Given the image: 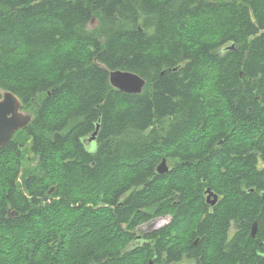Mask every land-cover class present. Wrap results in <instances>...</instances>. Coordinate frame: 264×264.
<instances>
[{"label": "trees", "instance_id": "trees-1", "mask_svg": "<svg viewBox=\"0 0 264 264\" xmlns=\"http://www.w3.org/2000/svg\"><path fill=\"white\" fill-rule=\"evenodd\" d=\"M116 69L141 76L142 92L113 88ZM237 75L242 93L255 81L264 126V0H0V90L32 116L0 147L2 187L22 181L17 224L0 223L9 264H139L122 252L120 224L136 212L115 205L107 224V198L122 196L125 176L133 195L151 182L155 140L187 139L203 123L206 77ZM96 124L90 151L82 140Z\"/></svg>", "mask_w": 264, "mask_h": 264}, {"label": "flooded vegetation", "instance_id": "flooded-vegetation-1", "mask_svg": "<svg viewBox=\"0 0 264 264\" xmlns=\"http://www.w3.org/2000/svg\"><path fill=\"white\" fill-rule=\"evenodd\" d=\"M234 50L220 47L219 53ZM241 80V75L206 77L199 94L203 123L187 139L154 141L157 162L150 187L144 183L133 195L125 176L122 196L107 198V224L115 205L136 212L130 218L125 210L120 224L128 237L122 252H131L139 264H264V126H258L256 83L251 79L249 92L242 93ZM86 147L94 151L96 140ZM162 161L163 170H156ZM6 176L11 174H0ZM21 182V174L14 189L0 182L2 225L17 224L14 201ZM143 210L153 217L137 221ZM12 238L0 236V264L15 263L16 252L7 250Z\"/></svg>", "mask_w": 264, "mask_h": 264}, {"label": "water", "instance_id": "water-1", "mask_svg": "<svg viewBox=\"0 0 264 264\" xmlns=\"http://www.w3.org/2000/svg\"><path fill=\"white\" fill-rule=\"evenodd\" d=\"M94 21L95 20L92 19L90 23ZM230 47H233V44L230 45ZM108 80L113 88L127 94H139L145 86V80L141 76L127 70H109ZM31 118V114L21 111V102L14 93L11 91H2L0 95V147L7 144L16 131L26 127L31 121ZM98 128L99 125L96 124L94 131L82 140L84 145L96 140ZM161 166H164L163 161L160 165H157L156 170L162 171L163 169L160 170ZM52 190L53 187L49 193H52ZM253 232L254 228L252 230V235Z\"/></svg>", "mask_w": 264, "mask_h": 264}, {"label": "rangeland", "instance_id": "rangeland-1", "mask_svg": "<svg viewBox=\"0 0 264 264\" xmlns=\"http://www.w3.org/2000/svg\"><path fill=\"white\" fill-rule=\"evenodd\" d=\"M95 22V21H94ZM91 23L90 25L91 26H94L95 25V23ZM1 93H2V90H0V95H1ZM21 111L23 112V113H28V114H30V112H28L27 110H25V109H23V108H21ZM29 159H31V156L29 155ZM9 263H11L10 261L8 262V264Z\"/></svg>", "mask_w": 264, "mask_h": 264}]
</instances>
